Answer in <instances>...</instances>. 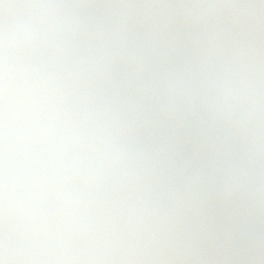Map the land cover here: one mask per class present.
<instances>
[{"label":"rangeland","instance_id":"374dc122","mask_svg":"<svg viewBox=\"0 0 264 264\" xmlns=\"http://www.w3.org/2000/svg\"><path fill=\"white\" fill-rule=\"evenodd\" d=\"M206 1L215 5L226 2V0ZM228 1L230 7L234 8L243 19L247 31L246 39L240 44L239 49L246 55L248 67L243 77L233 80L229 90L236 102L231 129L239 145L240 160H236L228 153L215 152L211 155V152L199 145L186 144L177 148L181 149L178 151L172 146L171 140L162 143V149L172 146L179 156L176 157L177 163L172 164L168 160L162 164L158 168V175L176 172L180 167L188 169L201 167L209 185L203 197L189 194L172 214H165L155 196L156 177L143 178L137 166L125 162L121 164L119 152L112 154L110 158L119 161L117 164L120 167L124 217L122 240L115 246H104L103 251L88 262H76L69 256L58 255L46 264H223L221 251L241 237L245 225L253 220V217L264 223V196L253 210H246L242 202V184L247 177L257 175L264 193V141L262 140L264 139V36L260 30V22L263 20L261 4L264 0ZM162 3L160 9L172 10L194 3V0H164ZM88 5L90 19L87 22L73 24L62 0H0V18L16 28L12 36H17V31L19 32L17 28L22 29L25 39H32L45 48H49L54 39L60 43L68 41L67 33H73L74 43L82 42L85 38L84 28L90 24L95 25L92 30L93 37L96 33L104 32L103 26L106 24L117 26L119 31L124 27L119 26L120 24H128L132 31L129 40L118 38L114 43L102 40L96 48L104 65L103 90L110 85L111 93L115 95L113 98L122 107L118 111L113 110L110 116L104 111L101 115L102 120L104 116L110 119L118 116L116 120L121 119V116H128L130 124H142L144 122L137 117L136 106L138 107L141 99H145L146 91H141L138 99L137 95L132 94L130 83L132 80L129 78L127 66L142 61V51L139 48L141 40L145 39L146 33L150 34L161 24L160 22L159 24L142 23V17L146 19L151 13L147 0H88ZM90 6L97 7L92 9ZM73 29L76 32H73ZM9 37L0 38L8 45L13 41L17 52L23 45L25 52L26 42L22 41L21 44L16 38ZM26 79H29L27 84H25ZM25 80L22 88L24 85L27 86L23 91L19 87L21 84L17 82L0 89V120L12 118L34 104H42L43 100L51 101L48 103L53 102L56 107L59 106L56 92L45 97L42 92L38 99H31L29 92L35 81L30 76H26ZM163 85H166L164 89L167 90V96L170 95L171 90H176L171 78H168ZM159 97L163 105L165 101V107L157 116L154 126L159 130L157 139L168 133L167 124L170 116L169 98L166 101L163 96ZM155 129L152 135L156 134ZM111 131L115 135L122 134L123 137L133 138L134 143H141V152L151 151L154 148L150 143L149 145L143 143L145 136L147 138L151 135L149 124L147 129L144 125L140 127L129 125L126 133L121 130ZM98 136L102 140L105 138L103 132ZM96 145L101 147L100 143ZM143 157L144 154L139 155L138 161ZM137 193L150 197L151 204L145 214L138 213L133 201V196ZM0 200L6 203L7 207L5 212H0V262L23 264L16 262L10 250L15 237L14 208L17 207V202L1 184ZM234 264H264V242L251 246L240 254Z\"/></svg>","mask_w":264,"mask_h":264},{"label":"water","instance_id":"95a60500","mask_svg":"<svg viewBox=\"0 0 264 264\" xmlns=\"http://www.w3.org/2000/svg\"><path fill=\"white\" fill-rule=\"evenodd\" d=\"M9 31L10 25L0 22V34ZM243 36V24L231 10L200 2L173 12L165 29L146 44L149 61L136 67L134 74L150 82L172 74L181 86L179 118L173 130L176 140L236 153L227 124L230 100L223 89L242 71L234 45ZM35 52L32 47L28 55L33 72ZM9 56L0 44L5 74L0 86L12 76ZM147 108L144 105L141 110L147 112ZM141 172L144 176L155 173L145 167ZM0 176L21 204L13 247L18 261L42 264L57 254L88 261L103 244L120 240L121 202L114 170L81 145L68 128L54 122L47 109H31L14 121L0 123ZM202 183L196 173L165 175L157 184V194L164 209L172 212L187 192L204 194ZM249 183L248 193L256 203V180ZM135 201L140 212L147 210L146 198L137 195ZM261 235V228L252 224L242 239L223 251L224 262L232 264L236 254Z\"/></svg>","mask_w":264,"mask_h":264},{"label":"flooded vegetation","instance_id":"af4514ba","mask_svg":"<svg viewBox=\"0 0 264 264\" xmlns=\"http://www.w3.org/2000/svg\"><path fill=\"white\" fill-rule=\"evenodd\" d=\"M65 3L67 8L68 16L72 19L73 24H80L83 22H87L90 19V8L88 7V0H62ZM149 2L150 16L146 19L142 17V23H151L155 24L159 23L162 18L166 17V11L157 7V4L160 5L161 2ZM229 1L226 0V3ZM190 5V4H189ZM92 9H96L97 6H90ZM98 10L100 8L98 7ZM160 10V11H159ZM100 24L98 22H95ZM128 24H120L119 26H124L118 29L117 26L112 24H106L103 26L104 32H99L93 35L92 30L95 25L90 24L88 27H85V40L78 41L74 43L72 41L73 33H67L68 41H63L60 43L54 39L49 48L42 47L37 42H33V40H27L24 38V32L22 29L17 31V36H12L16 32V28L8 34L3 35V37L10 36L16 38V41L23 42L26 45V49L24 52L23 45L17 52L14 47V42L11 41V56L10 61L12 62L14 74L13 79L10 84L13 82H17L21 84L20 89L23 91L27 85L24 84V80L26 76H30L34 79L35 84L33 82V86L30 89L29 95L31 99H35L40 96L42 92L44 93V97L47 94L52 92H56L58 107L55 104L48 103L51 101H42V106L45 102H47V107L52 110L54 118L58 121H62L66 124L70 129H72L78 138L89 148L96 151L97 153L104 154L106 158H110V156L116 152L120 153L121 164L127 163L130 165H134L140 167L143 164H154L155 167H160L162 164L166 163V161H171L173 163L176 162V157L179 156L175 149L182 147L181 143L176 142L171 138V129L172 124L177 116V98H178V87L174 80L176 90H171L170 95L167 96L166 85H163L168 81L166 77L161 80L150 84L144 80L136 79L133 77V68L135 65L143 62H135L127 66V72L132 85L131 92L134 95H137V99L139 97V93L143 90L146 91L145 99H141L138 107L136 106V114L139 119H142L144 123L142 124H130L128 116H121L122 118L119 120L110 119L108 116L101 115L102 112H108L109 116L113 113V110L118 111L122 108L118 105V102L115 98V95L111 93V86H107L106 90H103L104 85V75H103V63L102 58L97 54L96 48L97 45L102 42V40H108L109 43H114L118 38L120 40H129L132 34L131 29ZM155 29L152 33H146L145 35L150 36L153 33L161 30ZM139 30V28H137ZM76 32V30H72ZM151 31V30H150ZM144 34V33H143ZM56 38V37H55ZM7 42L9 39L6 40ZM23 41V42H22ZM31 45L39 46L44 49L48 54L49 58H44L42 56H34L33 63L36 64L37 69L40 70L41 74H47L45 77L40 78L37 74L31 73L27 66V50ZM96 45V47H95ZM107 45V44H105ZM143 58V56H142ZM0 74H1V63H0ZM172 79V78H171ZM29 79L25 80V84H27ZM160 91V92H159ZM174 92V93H173ZM22 95V92H21ZM113 95V96H112ZM159 96H163V98L167 101V98L170 100V116L168 117V135H164L163 137H158L159 130L155 129L157 116H159L165 107L162 102V99ZM140 101V100H139ZM151 106L148 107L147 112H140L139 108L142 104L150 103ZM99 104V105H97ZM101 115V116H100ZM16 117V116H14ZM174 118V120H172ZM102 120L101 124L99 123ZM145 120V121H144ZM146 124V125H145ZM148 124L151 127V135L145 136L144 144L153 146L154 148L151 151H143L141 152V143H134L133 138L123 137L122 134L115 135L111 130H121L126 133L129 125L133 127H140L142 125L147 129ZM103 128V130H102ZM158 128V127H157ZM153 129L156 130V134L152 135ZM103 132L104 140L99 139L98 135H101ZM171 140L173 143V147H167V149H162V143ZM97 143L101 144V147L96 145ZM126 144H134L135 146V155L132 159L127 158L124 154V147ZM159 144V145H158ZM99 148H98V147ZM159 147V149L157 148ZM181 151V149H177ZM144 154L145 158L150 157V159H140L138 161L137 156ZM114 160V159H113ZM119 162V161H118ZM117 162V163H118Z\"/></svg>","mask_w":264,"mask_h":264}]
</instances>
